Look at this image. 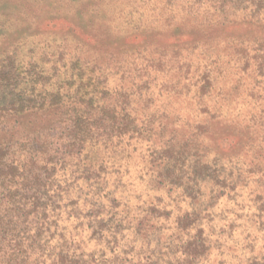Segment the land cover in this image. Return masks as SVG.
<instances>
[{
	"label": "trees",
	"instance_id": "trees-1",
	"mask_svg": "<svg viewBox=\"0 0 264 264\" xmlns=\"http://www.w3.org/2000/svg\"><path fill=\"white\" fill-rule=\"evenodd\" d=\"M151 11L1 19L0 264H264V0Z\"/></svg>",
	"mask_w": 264,
	"mask_h": 264
},
{
	"label": "rangeland",
	"instance_id": "rangeland-1",
	"mask_svg": "<svg viewBox=\"0 0 264 264\" xmlns=\"http://www.w3.org/2000/svg\"><path fill=\"white\" fill-rule=\"evenodd\" d=\"M0 0V21L3 16L7 17L9 25H19L24 29L29 24H34L37 34L33 39H58L61 33L71 22L77 21V15L83 10L84 17L94 20L97 24L101 18H97L98 11L109 9V13L101 23L111 24L113 27L129 29V23L134 26L138 23L144 25L154 20L155 13L151 11L155 0ZM166 13L163 20L168 18ZM142 15V16H141ZM12 19V20H11ZM10 20L12 23H10ZM16 20L18 24H16ZM130 25V26H131ZM0 32H2L0 30ZM33 32V33H35ZM22 33V34H21ZM15 37L18 40L25 41L27 33L21 32ZM97 37V34H94ZM132 35V33H131ZM10 35V41L15 40ZM139 35H132L127 43ZM140 38V37H139ZM31 39V38H29ZM118 40V39H117ZM2 43V42H1Z\"/></svg>",
	"mask_w": 264,
	"mask_h": 264
}]
</instances>
